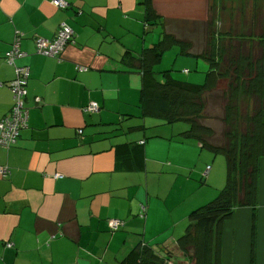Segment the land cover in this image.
Wrapping results in <instances>:
<instances>
[{
  "label": "crops",
  "instance_id": "0c3cea01",
  "mask_svg": "<svg viewBox=\"0 0 264 264\" xmlns=\"http://www.w3.org/2000/svg\"><path fill=\"white\" fill-rule=\"evenodd\" d=\"M51 1L0 0V121L14 105L10 84L17 75L6 54L17 36L25 56L15 64L30 69L27 127L14 147L0 145V172L8 170L0 174V264H120L140 245L169 264L174 257L176 264H189L178 240L191 211L219 195L226 179L202 153V167L181 164L177 123L165 124L142 110V76L124 60L127 53L139 57L161 38L155 29L152 39L146 32L144 0H63L65 10ZM165 7L155 4L159 15ZM63 24L74 30L75 44L58 57L39 55L36 41L54 40ZM179 53L178 48L169 69L173 77L203 84L207 63ZM91 103L100 111L86 112ZM147 119L160 122L148 127ZM160 127L159 134L147 132ZM179 142L191 153L203 148ZM133 144L144 147L143 169L133 164ZM263 188L261 182L259 206ZM141 205L147 207L144 218ZM114 219L125 224L118 232L111 229ZM235 224L245 227L243 252ZM221 233L224 263L231 264L233 255L234 264H249L251 209H238Z\"/></svg>",
  "mask_w": 264,
  "mask_h": 264
},
{
  "label": "trees",
  "instance_id": "16d2710c",
  "mask_svg": "<svg viewBox=\"0 0 264 264\" xmlns=\"http://www.w3.org/2000/svg\"><path fill=\"white\" fill-rule=\"evenodd\" d=\"M142 4L146 32H151L156 26L162 28L161 38L156 44L144 49L139 57L127 53L124 60L126 66L142 76L143 112L161 119L165 124L187 123L189 129L181 135L182 140H196L203 148L225 156L227 161L225 188L212 202L190 213L186 233L178 240V246L189 264H225L221 228L224 223L233 220L238 209H251V239L257 236L264 163V29L262 27L258 36L250 32L237 38L231 33L217 34L210 23L206 49L194 53L193 44L168 33L166 19L157 13L152 0H144ZM72 31L69 45L76 42ZM176 47L180 49L179 54L207 63L209 70L203 84L194 85L175 79L169 70L161 72V81L157 79L155 68L165 53ZM222 81L226 82L221 98L227 99L223 118L227 127L224 133L227 142L216 145L209 141L215 136L214 130L201 121L205 119L208 94L217 90ZM240 102H243L244 108ZM255 103L259 107L256 111L252 109ZM133 145V164L143 169L144 147ZM131 170L135 169L127 168V171ZM166 260L151 247L140 245L120 264H166ZM249 264H257L256 243L253 240Z\"/></svg>",
  "mask_w": 264,
  "mask_h": 264
},
{
  "label": "rangeland",
  "instance_id": "374dc122",
  "mask_svg": "<svg viewBox=\"0 0 264 264\" xmlns=\"http://www.w3.org/2000/svg\"><path fill=\"white\" fill-rule=\"evenodd\" d=\"M181 4H179L178 2ZM164 4L166 7L160 16L166 18V28L168 33L174 34L178 39L187 40L194 45L192 52L196 53L197 51L204 50L207 47V34L208 26L213 25L214 31L217 34L231 33L234 37L240 38L239 36L247 35L250 32H253L256 36L264 29V0H152V4L155 8V4L159 6ZM181 8L186 12L187 18L182 17ZM156 10V9H155ZM181 28V29H180ZM157 34L162 32L161 26L154 27ZM154 36V30H151L149 37L152 39ZM178 48H174L165 53L161 63L155 68L156 76L160 81L162 76L161 72L165 70L172 69V64L177 56ZM176 52V54H175ZM255 54H258V50L255 51ZM200 72L197 70V73ZM177 76H180L181 72L175 73ZM193 74V73H192ZM226 82L222 81L219 83V88L212 93H209L207 96V109L205 111V119L201 122L207 126H210L214 132L215 136L209 141L216 144H226V139L224 133L227 131V127L223 122L224 118V108L227 103V99L221 98V93L226 89ZM242 108H244L243 102H240ZM258 104L255 103V107L252 109L254 111L258 110ZM148 127L158 124L160 121L154 119H147ZM240 125V124H239ZM169 127V126H167ZM162 129V130H160ZM189 129V125L186 123H177L176 124V155L177 160L185 166H198L202 167L204 164L203 155L209 158L207 165L210 168H213V172L218 174V171L223 172V177L226 179L227 176V161L225 156L222 154H215L207 148H198V152L191 153L187 150V146H181L177 144L179 141H182L179 136V133L182 130ZM180 130V131H178ZM164 131V128H155L148 129V134H159ZM189 144H193L196 148L198 143L196 140H190ZM183 143V142H179ZM193 147V146H192ZM187 151V152H185ZM203 154L202 156L200 154ZM198 155V156H197ZM200 155V158H198ZM205 165L204 167H206ZM191 167V168H192ZM189 173V172H188ZM205 178V177H204ZM262 183H264V163L262 168ZM206 179H204L203 191L208 192L211 188H206L209 186V183L206 184ZM264 191V188H263ZM211 202L217 198L218 194L215 195ZM209 204L208 201L204 203L203 206ZM264 211V201L259 206ZM196 210V209H195ZM192 212V211H191ZM258 229L260 230V235L256 236L255 239H250V241H255L256 251H257V264H264V213L259 215ZM237 224L235 228L237 229ZM245 227L241 228L238 226V241H236L237 246L242 248L240 252H243L246 247L247 240L245 237ZM234 229V224H233ZM233 247V246H232ZM237 251V247H235ZM233 255L231 258V264H234ZM176 257H174V263L176 264ZM188 264L185 260L181 261ZM167 264V263H166ZM169 264V263H168Z\"/></svg>",
  "mask_w": 264,
  "mask_h": 264
},
{
  "label": "built area",
  "instance_id": "2783aa9c",
  "mask_svg": "<svg viewBox=\"0 0 264 264\" xmlns=\"http://www.w3.org/2000/svg\"><path fill=\"white\" fill-rule=\"evenodd\" d=\"M51 3L62 10L68 7V4L63 0H52ZM72 37V29L66 24H63L58 30L54 40L39 38L36 41L37 53L46 57H58L70 44ZM20 40L21 36H17L12 49L6 54V62L10 66H15L17 75L16 79L10 84V90L14 97L13 108L10 115L4 117L0 121V145L6 148L14 147L18 143L22 130L27 127L29 115L25 99L27 96L26 84L30 76V69L29 67H18L15 64L17 59L25 56V54L20 50ZM99 111L100 107L95 103H91L87 107L86 112L97 113ZM209 169L210 168H208L207 173L209 172ZM7 173V169H3L0 172L2 175ZM141 210V217L144 218L147 207L145 205H141ZM124 225V222L121 220H111V229L113 232H118L124 227ZM6 247L12 248L13 244L7 243Z\"/></svg>",
  "mask_w": 264,
  "mask_h": 264
}]
</instances>
